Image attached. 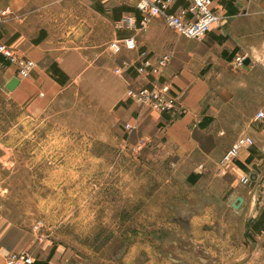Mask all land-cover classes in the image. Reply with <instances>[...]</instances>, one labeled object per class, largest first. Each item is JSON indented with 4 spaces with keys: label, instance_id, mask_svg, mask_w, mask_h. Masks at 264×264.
Returning <instances> with one entry per match:
<instances>
[{
    "label": "crops",
    "instance_id": "crops-1",
    "mask_svg": "<svg viewBox=\"0 0 264 264\" xmlns=\"http://www.w3.org/2000/svg\"><path fill=\"white\" fill-rule=\"evenodd\" d=\"M135 4L136 0H0V8L9 9L0 20V41L35 63L27 78H19L8 63L3 91L16 103L33 106L86 72L116 73L117 68L126 90L149 82L168 83L177 98L169 115L130 101L126 91L122 94L117 112L124 123L134 124L124 131L126 142L139 149L148 141L151 154L184 173L191 189L184 205V239L217 256L218 264H264L238 258L255 248L254 242L244 240L243 229L264 207V120L255 119L257 111L264 112V0H212L221 20L201 40L180 36L158 17L140 27ZM169 4L170 11L191 6L190 0ZM128 7L132 9H124ZM126 15H135L136 28L119 27ZM126 37L134 38L135 48H111V42ZM143 51L152 62L168 56L161 73L135 70ZM237 54L245 56L242 67L235 62ZM12 77L18 83L8 90L5 84ZM244 135L253 144L224 164L227 149ZM139 138L143 143L138 148ZM253 164L261 170L254 185L240 184L239 177L251 172ZM189 176L198 177L191 182ZM238 197L242 201L235 203ZM23 235L17 230L8 233L7 246L0 249H16ZM37 260L51 264L42 257Z\"/></svg>",
    "mask_w": 264,
    "mask_h": 264
},
{
    "label": "rangeland",
    "instance_id": "rangeland-1",
    "mask_svg": "<svg viewBox=\"0 0 264 264\" xmlns=\"http://www.w3.org/2000/svg\"><path fill=\"white\" fill-rule=\"evenodd\" d=\"M7 64L0 63V246L12 231L24 235L16 249H0V264L12 253L51 264H218L183 237L191 189L182 170L151 154L148 141L139 149L126 142L117 112L123 74L86 72L27 106L3 91ZM250 226L244 240L255 248L238 258L264 262V235Z\"/></svg>",
    "mask_w": 264,
    "mask_h": 264
},
{
    "label": "built area",
    "instance_id": "built-area-1",
    "mask_svg": "<svg viewBox=\"0 0 264 264\" xmlns=\"http://www.w3.org/2000/svg\"><path fill=\"white\" fill-rule=\"evenodd\" d=\"M170 0H136L135 9L139 13V26L143 27L150 18H161L166 26L175 30L180 36L187 39L201 40L212 28L221 20L212 6V0H190L191 6L189 10L181 9L179 11L169 10ZM9 14L8 8H0V18L6 17ZM119 27L126 26L128 28H136L137 20L135 15L123 16L119 22ZM111 48L114 51L120 50L122 47L133 49L136 43L133 37H126L115 42H111ZM0 55L8 61L9 64L15 66L16 75L19 78H27L33 70L35 63L23 56H18L5 43L0 41ZM139 64L134 67L140 73L144 71L146 75L161 73L167 65L168 56L157 59L152 62L145 51L140 54ZM235 62L241 67L244 65L245 56L237 54L234 57ZM118 73L119 69H115ZM126 97L132 102L142 104L150 110L171 114L175 109L177 98L175 92L172 91L169 84L166 82L148 83L138 86L137 88H128ZM256 120H264V112L257 111L255 114ZM125 132L134 128V124L124 123L122 125ZM139 145L143 143V139L139 138ZM253 144L250 136H240L231 144L225 152L222 161L224 164L232 163L237 159L242 148L249 147ZM253 171L243 173L239 177V183L248 186L251 184V174ZM44 224L41 220L37 221L33 229L38 233V237H42V229ZM31 256L23 253H12L8 256V264H32Z\"/></svg>",
    "mask_w": 264,
    "mask_h": 264
},
{
    "label": "trees",
    "instance_id": "trees-1",
    "mask_svg": "<svg viewBox=\"0 0 264 264\" xmlns=\"http://www.w3.org/2000/svg\"><path fill=\"white\" fill-rule=\"evenodd\" d=\"M124 9L131 10L132 8L128 7V8H124ZM0 61L6 63V60H4L1 57H0ZM197 177L198 176H194V178H190V176H189V181L193 182V181H195V179H197ZM250 229L253 230L254 232L264 231V207L261 210L257 219L251 223ZM34 264H46V261L36 260L34 262Z\"/></svg>",
    "mask_w": 264,
    "mask_h": 264
},
{
    "label": "water",
    "instance_id": "water-1",
    "mask_svg": "<svg viewBox=\"0 0 264 264\" xmlns=\"http://www.w3.org/2000/svg\"><path fill=\"white\" fill-rule=\"evenodd\" d=\"M18 83V79L16 77H12L6 84H5V88H7L8 90H12ZM252 168H253V172L251 174V184L250 186L252 187L255 183V181L257 180L258 178V175L260 174L261 170H260V167L257 166V164H253L252 165ZM242 201V198L241 197H238L236 198L235 200V203L237 202H241ZM234 207H236V204H233Z\"/></svg>",
    "mask_w": 264,
    "mask_h": 264
}]
</instances>
